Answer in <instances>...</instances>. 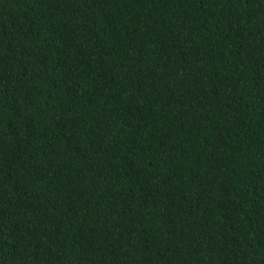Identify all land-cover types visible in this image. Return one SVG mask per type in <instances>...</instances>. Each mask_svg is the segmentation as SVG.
I'll use <instances>...</instances> for the list:
<instances>
[{
    "label": "trees",
    "instance_id": "obj_1",
    "mask_svg": "<svg viewBox=\"0 0 264 264\" xmlns=\"http://www.w3.org/2000/svg\"><path fill=\"white\" fill-rule=\"evenodd\" d=\"M0 264H264V0H0Z\"/></svg>",
    "mask_w": 264,
    "mask_h": 264
}]
</instances>
